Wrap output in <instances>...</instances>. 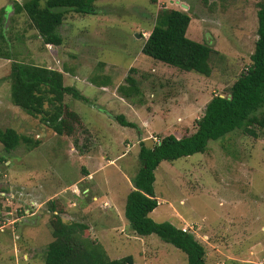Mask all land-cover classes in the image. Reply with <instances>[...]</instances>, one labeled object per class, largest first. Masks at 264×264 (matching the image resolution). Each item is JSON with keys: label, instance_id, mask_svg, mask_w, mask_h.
Here are the masks:
<instances>
[{"label": "rangeland", "instance_id": "rangeland-1", "mask_svg": "<svg viewBox=\"0 0 264 264\" xmlns=\"http://www.w3.org/2000/svg\"><path fill=\"white\" fill-rule=\"evenodd\" d=\"M13 1L0 0L9 39L7 45L0 40V48L62 70L63 83L86 98L65 95L81 119L73 134H56L11 105L10 61L0 57V128L14 126L39 140L33 147L21 141L10 151L0 143V190L12 193L0 195V264H44L51 204L63 220L84 223L80 234L102 245L109 258L131 254L134 264H188L183 251L156 234L132 230L125 196L139 167L140 142L152 146L153 137L166 132L192 133L211 96L226 94L251 62L259 0H95L93 14L66 13L58 46H44L25 13L14 14ZM162 8L187 11L186 35L216 51L209 76L141 52ZM128 74L139 92L124 97L117 87ZM92 76L108 82L93 84ZM118 114L135 126L121 125ZM155 177L152 220L193 224L208 264H264L263 131L253 137L234 130L209 140L204 152L161 161Z\"/></svg>", "mask_w": 264, "mask_h": 264}, {"label": "trees", "instance_id": "trees-1", "mask_svg": "<svg viewBox=\"0 0 264 264\" xmlns=\"http://www.w3.org/2000/svg\"><path fill=\"white\" fill-rule=\"evenodd\" d=\"M12 6L14 14L25 13L29 25L36 29L44 46L63 43L59 26L67 12H96L95 0H14ZM5 12L1 7L0 40L7 45L9 39L3 34L2 27ZM256 15L257 38L250 55L251 62L237 76L226 94L211 96L203 113L195 120L192 133L177 137L166 132L159 138L154 136L158 140L152 139V146L140 142L139 167L131 178L133 188L125 196L124 217L132 230L141 236L156 234L164 242L183 251L188 264H208L204 244L194 237L193 232H184L177 225L156 222L149 217V213L158 205L153 187L155 169L163 160L172 162L183 156L204 152L209 140L222 139L234 130H241L253 137L260 131L264 132V0L257 2ZM190 19L185 10L162 8L156 15L141 52L169 66L207 77L211 73L210 57L216 51L208 43L186 35ZM0 57L10 61V71L6 77L11 104L38 119L56 134H73L81 118L65 103V95L76 99L86 97L74 86L63 83L62 70L18 60L10 49L0 48ZM125 79L127 83L117 87L121 95L130 97L132 93H138L134 76L128 74ZM90 80L99 86L108 82L106 76H92ZM116 118L121 125L135 126L122 114ZM21 141L32 147L39 143L38 139L26 137L14 126L0 128V143L6 151L16 148ZM2 191L11 196L9 189L3 188ZM54 210L51 204L49 226L52 240L46 246L44 264H134L131 254L109 258L102 245L80 234L87 228L84 223L65 221Z\"/></svg>", "mask_w": 264, "mask_h": 264}, {"label": "built area", "instance_id": "built-area-1", "mask_svg": "<svg viewBox=\"0 0 264 264\" xmlns=\"http://www.w3.org/2000/svg\"><path fill=\"white\" fill-rule=\"evenodd\" d=\"M48 46H50L49 44H48ZM88 178H91L90 177V175H88ZM0 195H1V197L4 199V195H5V193L4 192H0ZM8 204V203H7ZM195 227H194V225L193 224H188V223H185L184 225H182L181 227H180V229L182 230V231H184V232H195V229H194Z\"/></svg>", "mask_w": 264, "mask_h": 264}, {"label": "crops", "instance_id": "crops-1", "mask_svg": "<svg viewBox=\"0 0 264 264\" xmlns=\"http://www.w3.org/2000/svg\"><path fill=\"white\" fill-rule=\"evenodd\" d=\"M3 17H4V15H3ZM50 46H51V44H49ZM46 46H48V44H46ZM63 72V71H62ZM64 75V74H63ZM7 82V81H6ZM7 85H8V82H7ZM12 105V104H11ZM13 106V105H12ZM13 107H15V108H18V107H16V106H13ZM119 115V114H118ZM8 163V162H7ZM89 174V171L87 172V175ZM86 189H88L89 190V188L88 187H86ZM12 194V193H11ZM31 204V203H30ZM30 206V205H29ZM55 207V206H54ZM59 210L56 208L55 210H54V213H56V212H58ZM35 214V212H31V215H34Z\"/></svg>", "mask_w": 264, "mask_h": 264}, {"label": "clouds", "instance_id": "clouds-1", "mask_svg": "<svg viewBox=\"0 0 264 264\" xmlns=\"http://www.w3.org/2000/svg\"><path fill=\"white\" fill-rule=\"evenodd\" d=\"M146 38H147V37H146ZM153 140H154V141H157L158 139H156L155 137H153ZM88 175H89V174H88ZM88 175H87V177H88ZM27 209H28V208H27ZM28 211H29V209L27 210V213L29 214ZM23 213H24V212H23ZM185 223H189V222H185ZM185 223H184V224H185ZM184 224H183V225H184ZM181 226H182V225H181ZM181 226H180V227H181ZM180 227H179V228H180Z\"/></svg>", "mask_w": 264, "mask_h": 264}, {"label": "water", "instance_id": "water-1", "mask_svg": "<svg viewBox=\"0 0 264 264\" xmlns=\"http://www.w3.org/2000/svg\"><path fill=\"white\" fill-rule=\"evenodd\" d=\"M182 6H183V7H186V5H185V4H182Z\"/></svg>", "mask_w": 264, "mask_h": 264}]
</instances>
